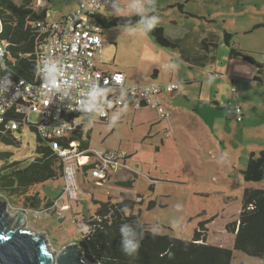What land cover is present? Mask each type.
<instances>
[{
  "label": "rangeland",
  "instance_id": "374dc122",
  "mask_svg": "<svg viewBox=\"0 0 264 264\" xmlns=\"http://www.w3.org/2000/svg\"><path fill=\"white\" fill-rule=\"evenodd\" d=\"M12 1L20 4L23 0ZM64 1L50 0V14L46 18L54 20L63 14L66 11ZM178 4H182V9ZM255 5L263 7L264 1L129 0L115 8L113 17L143 15L148 18L140 19L130 27L104 29L99 66L111 71L123 70L129 82L141 83L151 79L154 67L159 70V82L177 81L174 83L182 87L185 80H190L188 101L178 95L182 90L180 87L165 96L172 108L175 104L187 107L195 111L204 124L201 127L189 114L177 115L174 112L170 118L175 122L173 130L162 127L169 119L157 120L150 125L149 120L155 117L150 108H139L136 113L129 110L125 117H117L118 113L122 114L123 108L111 109L105 122H101L95 112L80 116L79 122L84 124L82 138L89 142L94 152L121 150L128 155L127 166L136 173L130 193L141 203V206H135L134 211L141 210V223L153 233L190 240L198 224L210 219L207 229L202 232L203 239L211 245L231 247L234 235L226 229L237 219L244 189L264 186V179L246 182L241 174L247 168L251 153L258 154L259 149L264 148V83L253 79L254 70L249 71L243 64L245 62L237 60L232 66L244 78L239 80L240 84L238 80L234 83L239 93L238 100L246 110L242 123L245 127L240 133L243 137L239 138L237 125L240 123L227 119L225 114L229 104L235 105L234 98L229 99L230 80L208 78L206 71L214 68L210 62L203 68L193 64L189 69L186 60L179 57L181 53L190 59L200 53L205 54L202 41L208 39L218 43L219 50L215 48L218 63H214L215 67L226 65L227 60L222 59L223 55H228L224 33L234 32L250 22ZM30 6L47 11L42 0H31ZM156 26L162 27L164 35L177 42L179 48L172 50L157 44L151 35V29ZM232 62L235 63L234 60ZM199 83L217 86L213 87L216 90L211 89V92L215 91L216 98L213 100L216 105L211 100L205 99L202 103L196 100ZM176 97L178 101L175 103L173 99ZM37 119L34 113H30L28 122L36 123ZM35 134L29 126L23 125L20 131L14 132L20 146L0 143V151L12 153L10 162L19 161L20 167L27 166L35 156ZM70 135L72 137L75 133ZM116 174L112 180L107 179L101 184L91 175L79 176L78 195L71 201L63 193L62 178L28 189V195L38 193L42 199L46 197L58 201L56 210L61 212V218L47 212L23 209V196H2L0 200L7 203V212L11 215L16 211L24 212L26 226L38 234L46 232V241L58 251L67 243L81 239L86 231L85 219L96 211L93 200H106L108 197H112L113 201L119 200L121 191L114 182L122 178H116ZM150 184L154 186L153 191L149 188ZM150 200L155 203L152 210L147 208ZM231 264H264V260L234 251Z\"/></svg>",
  "mask_w": 264,
  "mask_h": 264
},
{
  "label": "trees",
  "instance_id": "16d2710c",
  "mask_svg": "<svg viewBox=\"0 0 264 264\" xmlns=\"http://www.w3.org/2000/svg\"><path fill=\"white\" fill-rule=\"evenodd\" d=\"M30 3L31 0H23L20 4H15L12 0H0V20L3 27L0 40L8 43L3 66H0V75L10 79L22 78L32 81L38 72L39 46L44 42L45 34L39 31L36 22L45 20L47 11L44 9L38 13ZM177 6L180 9L183 7L182 4ZM144 18L148 16L105 17L99 14L95 17V22L102 29H109L130 27ZM164 34L162 27L156 26L151 29V35L157 44L172 50L178 49L179 44ZM229 36L225 34L224 40L230 47V57H240L261 72L264 64L246 54V51L233 47L229 42ZM202 45L205 49L207 44L203 42ZM226 117L231 118L229 109L226 110ZM75 118L76 115L72 114L68 119L72 121ZM22 119L20 113L13 110L8 112L5 121L0 123V143L20 146V140L14 136V132L27 125L36 133L35 156L27 166L20 167L19 161L10 162L12 153L0 151V161H4L0 163V197L23 196L25 206L23 209L40 211L44 206H51L54 201L41 199L38 193L28 195L27 191L31 186L62 178L63 163L52 151L51 146L42 141L35 126ZM11 120L19 122L15 130L7 127ZM105 121L101 119V122ZM78 129L79 126L75 130L76 133ZM63 140L67 144L68 140L64 137ZM80 142L81 148L88 150V141ZM120 172L126 173L127 177L114 182L115 186L124 190L131 189L136 173L128 167L120 169ZM241 174L246 182H260L264 179V150L258 154L251 153L247 168L241 171ZM149 188L153 191L154 186L150 184ZM93 202L96 211L93 216L85 219L86 231L81 235V239L74 240L83 248L84 257L90 264H231L234 251L264 260V189H244L237 219L228 224L226 229L234 235L231 247L211 245L203 239L202 232L207 229L206 224L210 219L198 224L190 240H181L165 234H156L145 228L140 221L141 210L134 211L135 206L141 203L129 193L121 191L119 200L116 201L108 197L106 200ZM154 207V201L150 200L147 208L152 210ZM50 213L55 214L53 211ZM89 225L94 227L88 228ZM125 228L126 237L122 232ZM125 240L137 246L135 248L126 246Z\"/></svg>",
  "mask_w": 264,
  "mask_h": 264
},
{
  "label": "built area",
  "instance_id": "2783aa9c",
  "mask_svg": "<svg viewBox=\"0 0 264 264\" xmlns=\"http://www.w3.org/2000/svg\"><path fill=\"white\" fill-rule=\"evenodd\" d=\"M119 1L79 0L76 11L59 21L47 18L37 21L36 27L45 37L39 46L35 78L27 81L0 75V123L5 121L10 110L20 113L23 121L28 122L30 113L38 117V121L32 124L42 141L51 146L63 163L62 188L69 201L78 195L79 176L91 175L100 180L97 181L99 184L112 180L115 173L128 167V156L121 150L94 152L82 149L79 142L69 138L78 124L66 116L95 112L100 119L107 120L112 105V109L150 107L160 120H165L171 115L159 96L164 91L173 93L179 89L178 83L130 86L126 84L124 73L96 68V58L102 54L103 29L95 22V17ZM7 44L0 40V66H3ZM207 76L221 77L215 72ZM233 115L236 121H241L242 108L236 106ZM18 125L17 120L7 123V127L13 130ZM63 137L68 140L67 144ZM56 209L52 204L44 206L40 212L53 211L61 218V212Z\"/></svg>",
  "mask_w": 264,
  "mask_h": 264
},
{
  "label": "crops",
  "instance_id": "0c3cea01",
  "mask_svg": "<svg viewBox=\"0 0 264 264\" xmlns=\"http://www.w3.org/2000/svg\"><path fill=\"white\" fill-rule=\"evenodd\" d=\"M42 1H44V3L46 4L47 16H49V14H50L49 13V9L51 8L50 3H49L50 0H42ZM124 1H129V0H120L115 5L112 4V5L104 8L101 11L100 15L101 16H105V17H110V14H112V16H113L115 8L118 5H120V4L122 5V3ZM78 2H79V0H65L64 1V5L66 6V11L63 14H61L60 16L56 17V19H54V20L51 19V20H53V21H59L64 16H66L67 14L69 15V14L74 13L76 11V9H77V3ZM125 4H127V3H125ZM34 6H36L35 3H34ZM254 8L255 9L253 10L254 11L253 18L251 17V21L250 22H248L247 24H245V25H243L241 27H239V25H238L239 28H237V30H235L234 32L225 31L224 36H225V34H229L230 35L228 37L229 38V42L233 45V47L238 48V49L243 50V51H246V54L253 56L261 64H264V58H262V57H264V6L263 7L262 6L256 7V5H255ZM33 9H35L36 11H38V13H40L42 11L38 7H34ZM260 9H263V11H260ZM114 17H116V16H114ZM103 32H104V29H103ZM103 32L101 33V36H102V40H103V43H104ZM224 36H223V41H224V45L228 49V51H227L228 55H226V56L223 55L222 56V59L227 60L226 61V65H222V66L217 67V68L215 67L216 64L218 63L217 62V57H216V52L219 50V49H217L218 48L217 47L218 46V43L216 44V42H214L213 40H208V39H205V40L202 41V43L203 42H206V44H207L206 47H205V49L202 47V50L205 52V54L202 55L200 53V55H198L197 57H195L193 59H190V58H187L184 54L181 53V55L179 54V57H181V59H183V60H186V62L188 63V66L187 67L189 69L192 68L193 64L194 65H197L200 68H203V67H205V65H207L208 62H210L211 63L210 66H214V68H212L211 71H206L207 73H205V75H207L210 72H212V73L215 72V74H220L221 77L215 78V77H212V76L211 77L210 76H207L208 78L215 79V80H220V79H228V80H230L231 91H230V94H229V99L230 98H234V100H235V103L234 104L235 105L234 106H231L230 104L228 105L227 110L228 109L230 110L231 118L230 119L227 118V117L226 118L229 119V120L234 119L233 111H234L235 107L236 106H240L242 108V120L241 121H237V122L240 123L239 125H237L238 126L237 129L239 131L238 137L241 138V137H243V135L240 134V133H241V131L243 132V129L245 127V124L243 125L242 123H243L244 116H246V113H245L246 110H245L244 105L241 104L240 101L238 100L239 93H238V90H237V88H236V86H235L234 83L238 80L237 83L240 84L239 82L242 81V80H244V78L241 76V74L239 73V71L237 73L236 70L232 66H235L234 64H236V62H238L237 60H240L239 63L245 62L243 64L246 65L245 67H247V69L249 71H253L254 70V77H253V79L255 81H259V83H264V68H262L261 72H258V70L256 69V66H254V65L246 62L244 59H242L240 57L231 58L230 55H229L230 47L225 44ZM213 44H215V45L213 46ZM211 45L213 46V49L211 48ZM215 48H216L217 51H215ZM214 51H215V53H213ZM208 56H210L211 58H209ZM98 59H100V57H97L96 58V62H95L96 68L99 69V70H102L104 72H110L111 70L104 69L101 66H99L100 63H99V60ZM233 60L235 61V63L232 62ZM221 62H220V64H221ZM214 63H216V64H214ZM242 66H244V65H242ZM161 67L163 68L164 66H161ZM249 67H251V68L249 69ZM230 68H232V71L230 70ZM152 69L153 70L151 71V74H150L151 77H152L151 79H147V80H145V81H143L141 83L140 82H129L128 77L126 76L127 77L126 78V84H128L130 86L131 85L144 86V85H149L151 83H155V84L164 86V85H167L169 83L172 84L174 82H177V81H170V80L167 81V82H159V81H157L158 74H159V70H158V68H155V67L152 68ZM118 71L119 72H122V73H124L126 75V73L123 70H118ZM111 72H115V71L112 70ZM190 82H191L190 80H188V81L185 80L183 82V84H182L183 86L182 87L179 86L180 87V90L181 89L182 90L178 93V95L180 97L181 96L184 97L187 101L189 100L188 99V94L189 93L187 91V88L190 85ZM213 87L216 88L217 86H215L214 84L204 85L203 83H199L198 84V88H199L198 89V95L196 97V100H198L200 103H202V102L205 101V99H207L208 101L211 100L210 102H212V103H214V105H216L217 103L214 101L215 98H216L214 96L215 95V91H212L211 92V89ZM215 88H213V89H215ZM209 90H210V92H209ZM168 93H170V92L164 91L159 96V100H160V102L166 108H168L171 116L173 115L174 112H176L177 115H187V114H189L194 120H196V122H198L201 125V127L204 126L203 122L200 120L199 116L196 114L195 111L188 110L187 107L181 106L179 104H175L173 106V108H172V105L169 103V98H167L165 96V94H168ZM203 96H206V97L203 99L202 98ZM240 96H241V93H240ZM173 100H175V103H176V101H178V98L176 97ZM112 108H113V106L109 110H111ZM122 108H123L122 109L123 111L121 110L122 111V114L121 113H118L117 114V117L119 115H122L123 117H125L129 113L128 112L129 110H132L134 113H136V111L138 110V109L134 110V109L129 108V107H122ZM143 108H150V107H143ZM140 109H142V108H140ZM113 110H119V109H113ZM152 110L154 111V109H152ZM154 113H155V111H154ZM90 114H82V115L75 114L76 115V118L75 119H72V121L74 123L78 124L79 129H78V132L77 133L74 132L75 135H73L72 137L70 135L69 138L72 139V140H74V141H76V142H79L80 145H81V142L80 141H85L82 138V136H83V129L82 128L84 127V124H80V122H79L80 121V116H88ZM225 114H226V110H225ZM69 116L70 115H67L66 117L69 118ZM171 116H170V118H171ZM170 118H167V119H169L168 120V123H166V125H163L162 127H168L170 130H173L174 129V126H175L174 125L175 122L174 121H171ZM167 119H165V120H167ZM157 120L158 121H163V120H160L157 117V114L155 113V117H153V118H151L149 120L150 125H153ZM162 143H163V141H162ZM262 149H264V148H260L259 151L262 150ZM88 150H92V148L90 147L89 142H88ZM129 170H131L130 167H129ZM116 176H117L116 178H123L124 179L125 176H127V175H126V173L124 174L123 172L118 171L117 174H116ZM117 187L120 189V191L131 194L130 192H131L132 188L131 189H128V190H124V189H122V187H119V186H117ZM251 188H253V187H251ZM258 189H264V186L261 187V188H258ZM43 199L46 200V201H54V203L52 202L51 205L52 204H55V206L57 207V202L58 201H56L54 199L53 200H50V199H48L46 197L43 198ZM46 235H48V234L46 233Z\"/></svg>",
  "mask_w": 264,
  "mask_h": 264
},
{
  "label": "water",
  "instance_id": "95a60500",
  "mask_svg": "<svg viewBox=\"0 0 264 264\" xmlns=\"http://www.w3.org/2000/svg\"><path fill=\"white\" fill-rule=\"evenodd\" d=\"M2 28L0 20V32ZM7 208V203L0 200V264H90L76 241L55 251L44 232L38 234L26 226L24 212L11 215Z\"/></svg>",
  "mask_w": 264,
  "mask_h": 264
},
{
  "label": "clouds",
  "instance_id": "9594fccd",
  "mask_svg": "<svg viewBox=\"0 0 264 264\" xmlns=\"http://www.w3.org/2000/svg\"><path fill=\"white\" fill-rule=\"evenodd\" d=\"M122 232L124 233L125 237L127 236V229H122ZM126 246L135 248L137 245L132 244L131 241L125 240Z\"/></svg>",
  "mask_w": 264,
  "mask_h": 264
}]
</instances>
